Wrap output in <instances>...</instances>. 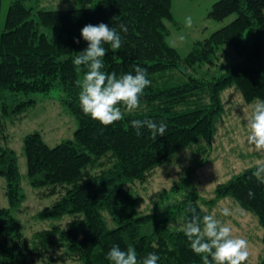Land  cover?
Returning <instances> with one entry per match:
<instances>
[{
  "label": "trees",
  "instance_id": "16d2710c",
  "mask_svg": "<svg viewBox=\"0 0 264 264\" xmlns=\"http://www.w3.org/2000/svg\"><path fill=\"white\" fill-rule=\"evenodd\" d=\"M0 0V178L6 180L9 208L0 207V264H111L107 253L114 245H129L142 261L149 253L158 264H202L181 230L171 227L174 217L144 212L134 191L159 167L169 165L183 151L211 145L225 112L223 93L237 88L247 103L264 100V0H219L210 13L214 21L235 19L210 38L194 44L183 57L169 44L167 22H174L173 0H73L77 8L51 11L44 0H12L5 28L1 29ZM107 24L120 32L122 47L107 54L104 68L117 76L147 70L150 87L141 106L124 113L123 120L103 126L85 115L75 81L84 71L75 70V55L88 47L81 30L85 25ZM251 32L246 59L213 81L191 71L213 64L219 51ZM79 40V43L76 41ZM65 94L64 103L76 118L74 139L50 147L39 133L26 137L28 177L34 188H48L44 195L59 194L53 206L39 216L45 220L72 219L33 237L23 233L13 213L26 201L15 151L6 144L4 120L23 117L35 101L33 94ZM151 119L168 125L164 137L151 138L147 128L137 136L133 120ZM256 167V166H255ZM246 169L219 185L212 200L190 193L178 204L184 221L195 207L203 217L222 199L232 198L254 214L264 229V182ZM184 184L177 189H182ZM255 193L249 198V191ZM172 213H170L171 215ZM176 214V213H174ZM261 264H264V260Z\"/></svg>",
  "mask_w": 264,
  "mask_h": 264
},
{
  "label": "rangeland",
  "instance_id": "374dc122",
  "mask_svg": "<svg viewBox=\"0 0 264 264\" xmlns=\"http://www.w3.org/2000/svg\"><path fill=\"white\" fill-rule=\"evenodd\" d=\"M219 0H173L172 12L174 22H167L171 32L169 44L179 50L186 57L195 43L210 38L214 33L228 26L235 16L222 22L210 18L213 6ZM12 0L2 1L1 29L5 28L7 15ZM43 7L51 11L72 10L77 8L73 0H44ZM192 17L193 26H185L186 17ZM251 32H247L235 44L223 47L213 64L197 65L192 75L213 81L230 71L234 66L246 59L245 51L251 50ZM224 114L218 125V132L211 145L202 144L180 153L172 163L156 169L145 183H137L134 191L142 199L141 210L174 217L171 227L181 230L185 223L183 215L177 214L178 204L190 193L199 194L205 200L215 197L216 188L228 182L246 169L256 166L257 160L264 159V155L251 150L247 143L248 129L243 109L250 105L237 88L228 89L223 93ZM65 94L53 91L49 95L33 94L29 97L35 101L23 117L15 121L4 120L7 146L13 149L18 158L22 176V188L26 201L20 211L14 212V217L22 225L23 233L33 237L35 233L50 229L53 226H66L72 219L67 216L61 220H45L40 214L51 208L59 199V194L44 195L48 188H34L28 177L27 157L24 143L27 136L39 133L44 142L55 147L64 141L74 139L78 130L76 118L68 111L64 103ZM35 107V108H34ZM1 118V116H0ZM184 184L178 192H173ZM0 207L9 208L6 195V180L0 178ZM227 207L231 215H220V209ZM215 212L218 219L229 223L233 228V235L248 241L250 256L245 264H261L264 260V229L257 217L232 198L222 199L210 210ZM170 213H172L170 215ZM176 213V214H174ZM4 234L0 233V243Z\"/></svg>",
  "mask_w": 264,
  "mask_h": 264
},
{
  "label": "clouds",
  "instance_id": "9594fccd",
  "mask_svg": "<svg viewBox=\"0 0 264 264\" xmlns=\"http://www.w3.org/2000/svg\"><path fill=\"white\" fill-rule=\"evenodd\" d=\"M185 26L192 28V17H186ZM117 28L107 24H88L81 30V35L88 47L77 53L73 59L75 70L84 71L83 79L75 81L80 88L79 102L85 115L107 127L123 120L124 113H132L141 106V97L145 89L150 87L151 80L147 78V70L136 66L135 74L127 73L117 76L115 72L107 73L104 68V58L109 45L115 52L122 47L123 40L120 32L127 33L128 27L124 23ZM79 43V40L76 41ZM248 108L243 109L248 129L247 143L258 154L264 155V100L257 98ZM131 126L136 135H142V129L147 128L151 138L164 137L168 128L165 121L157 123L151 119L133 120ZM252 175L264 182V159L257 160ZM249 198L255 193L249 191ZM191 216L182 225L181 231L187 237L191 250L202 259V264H245L250 256L248 241L233 235V228L229 223L217 218L215 212L201 217L195 207L189 208ZM229 208L220 209V215L230 216ZM111 264H158L160 257L149 253L142 261L138 260L134 247L129 245L122 250L114 245L107 253Z\"/></svg>",
  "mask_w": 264,
  "mask_h": 264
},
{
  "label": "bare ground",
  "instance_id": "6f19581e",
  "mask_svg": "<svg viewBox=\"0 0 264 264\" xmlns=\"http://www.w3.org/2000/svg\"><path fill=\"white\" fill-rule=\"evenodd\" d=\"M35 108V107H34Z\"/></svg>",
  "mask_w": 264,
  "mask_h": 264
}]
</instances>
